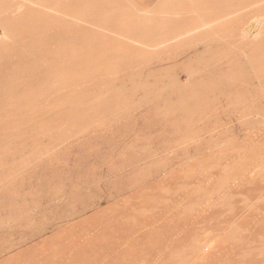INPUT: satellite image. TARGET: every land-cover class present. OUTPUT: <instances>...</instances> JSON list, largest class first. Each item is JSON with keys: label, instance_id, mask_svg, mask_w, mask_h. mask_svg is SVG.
I'll use <instances>...</instances> for the list:
<instances>
[{"label": "rangeland", "instance_id": "rangeland-1", "mask_svg": "<svg viewBox=\"0 0 264 264\" xmlns=\"http://www.w3.org/2000/svg\"><path fill=\"white\" fill-rule=\"evenodd\" d=\"M120 73L36 94L7 131L0 264H264V94H91Z\"/></svg>", "mask_w": 264, "mask_h": 264}, {"label": "bare ground", "instance_id": "bare-ground-1", "mask_svg": "<svg viewBox=\"0 0 264 264\" xmlns=\"http://www.w3.org/2000/svg\"><path fill=\"white\" fill-rule=\"evenodd\" d=\"M145 1L0 0V145L18 140L7 131L22 122L23 109L35 114L36 94H79L75 88L100 85L101 75L123 76L115 90L91 94H133L137 87L155 94L184 83L178 94H239L248 81L264 94V0ZM238 55L243 60L226 69L215 65ZM55 56L61 59L52 62ZM78 114L69 117L74 122Z\"/></svg>", "mask_w": 264, "mask_h": 264}]
</instances>
